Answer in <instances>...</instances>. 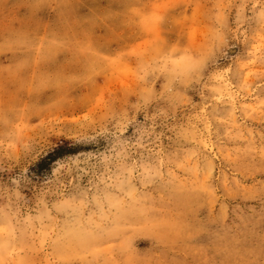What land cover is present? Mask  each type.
<instances>
[{"label": "rangeland", "instance_id": "1", "mask_svg": "<svg viewBox=\"0 0 264 264\" xmlns=\"http://www.w3.org/2000/svg\"><path fill=\"white\" fill-rule=\"evenodd\" d=\"M0 264H264V0H0Z\"/></svg>", "mask_w": 264, "mask_h": 264}]
</instances>
